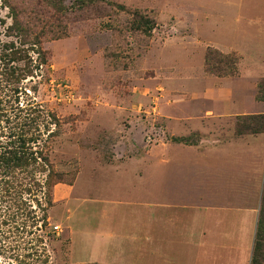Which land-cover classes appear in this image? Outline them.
I'll list each match as a JSON object with an SVG mask.
<instances>
[{
	"label": "rangeland",
	"instance_id": "rangeland-1",
	"mask_svg": "<svg viewBox=\"0 0 264 264\" xmlns=\"http://www.w3.org/2000/svg\"><path fill=\"white\" fill-rule=\"evenodd\" d=\"M261 52L264 0H0V153L38 152L23 215L0 181V264H250L255 237L153 255L150 175L264 114Z\"/></svg>",
	"mask_w": 264,
	"mask_h": 264
},
{
	"label": "crops",
	"instance_id": "crops-1",
	"mask_svg": "<svg viewBox=\"0 0 264 264\" xmlns=\"http://www.w3.org/2000/svg\"><path fill=\"white\" fill-rule=\"evenodd\" d=\"M259 58H264V52ZM152 169L153 255L173 250L175 243L195 251L207 244L219 250L239 246L251 251L264 184V133L242 134L227 143L207 145L204 140L197 147H173L167 150L164 167ZM142 219L141 215L140 227ZM106 229L101 233L106 240L117 235ZM206 235L213 241L205 242Z\"/></svg>",
	"mask_w": 264,
	"mask_h": 264
},
{
	"label": "trees",
	"instance_id": "trees-1",
	"mask_svg": "<svg viewBox=\"0 0 264 264\" xmlns=\"http://www.w3.org/2000/svg\"><path fill=\"white\" fill-rule=\"evenodd\" d=\"M247 119L249 124L245 120V122L237 125V134H246L247 131L251 134L264 133V114L254 115ZM33 140H35L33 137L27 140V133H22L18 137V141L13 143L11 149L8 148L0 153V169L2 170L0 181L6 186L3 190L8 194L9 200L8 205L3 210L5 215H23L21 210L25 206V201L21 199V195L22 192L30 193L31 189L27 187L22 189L24 184L14 183L12 179H15V170L24 171L31 166L38 165V158L35 156L38 152L33 151V147L29 144ZM1 212L2 210H0V215ZM12 218L14 219V216ZM250 264H264V215L262 212L257 225Z\"/></svg>",
	"mask_w": 264,
	"mask_h": 264
}]
</instances>
